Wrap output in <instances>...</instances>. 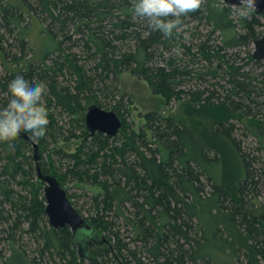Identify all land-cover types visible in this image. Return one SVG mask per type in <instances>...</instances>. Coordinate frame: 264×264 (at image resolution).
<instances>
[{
  "label": "trees",
  "instance_id": "1",
  "mask_svg": "<svg viewBox=\"0 0 264 264\" xmlns=\"http://www.w3.org/2000/svg\"><path fill=\"white\" fill-rule=\"evenodd\" d=\"M133 4H0V102L18 70L46 84L49 123L34 138L41 153L53 147L38 165L61 186L71 179L98 187L85 218L108 242L78 257L69 227L47 225L31 141L0 136V245L8 250L0 256L5 264H264V219L253 213L264 188V167L255 166L258 154L264 157V68L250 52L241 56L262 35L264 12L240 18L225 2L202 0L165 36L136 17ZM21 7L56 43L37 61L23 59L32 47ZM124 72L147 81L167 103L183 102L184 113L147 112L135 131L114 105L122 118L118 134L90 135L78 115L92 101L100 106ZM62 114L65 123L57 119ZM238 131L256 145L243 146ZM70 139L78 140L73 152L57 144ZM231 155L233 174L226 170Z\"/></svg>",
  "mask_w": 264,
  "mask_h": 264
},
{
  "label": "rangeland",
  "instance_id": "2",
  "mask_svg": "<svg viewBox=\"0 0 264 264\" xmlns=\"http://www.w3.org/2000/svg\"><path fill=\"white\" fill-rule=\"evenodd\" d=\"M21 0H0V4L2 6H7V4H13V5H20ZM224 2L223 0H220ZM232 6L234 9V16H238L235 12V9L238 7ZM18 13L21 15V25L27 29L26 32V40L29 42L30 46L32 47L31 50L25 51V56L23 59H30L35 60L39 59L45 52L51 50L56 43L53 41V39L49 38L48 36H45L44 33L41 32V22L38 20L36 15L32 12H28L25 10V8L21 7L18 9ZM261 22L264 23V14L260 17ZM195 23L193 22L192 25ZM207 28L205 26H201L200 31L202 34L207 32ZM261 31L260 33L264 35L263 28H259ZM189 33H184L183 36L186 38L188 37ZM217 36L219 34L216 33L214 36V41H217ZM216 38V39H215ZM190 39V37L188 38ZM175 49L173 48V51ZM253 51V43L250 44L248 47H245L242 49L241 56H246L248 52L250 54ZM15 52V51H14ZM252 65V64H251ZM255 68V67H254ZM2 69V65H0V70ZM257 70V69H256ZM119 83L112 84V92H108V96L106 98H101L102 104H100V107H102L105 110H113L116 114V110L114 109V105L119 106L120 112L123 114L124 119L121 120L126 123L127 127L133 128L135 131H139V128L145 124V114L147 112L151 111H157L163 115H170V114H183V105L184 103L181 101H170L166 102L165 99L159 95L154 94L151 91V88L148 85V82L142 79L137 78L135 75H133L130 72H124L121 73L119 76ZM191 82H194L193 80ZM189 84V83H188ZM98 105L94 101L90 102L86 109L91 105ZM99 106V105H98ZM82 111L81 114L78 115V118L81 119V121L84 124V117L85 112ZM57 113V112H56ZM264 113V109H263ZM59 123H65L67 122L68 117L66 114L59 115L57 117ZM263 122H264V114H263ZM239 126H243L242 124L247 123V119L243 118L242 121L239 123L236 122ZM85 126V125H84ZM76 132H79L76 130ZM238 137L242 140V145L245 147L251 148V145H256L254 142V139L250 136L248 137H241L239 134H241L240 131H238ZM36 139L33 137L32 141H35ZM78 143V140L70 139L68 141L66 140H58V145L62 146V148L67 152H73L76 145ZM53 144L50 143L49 147L46 148L45 152H42L40 156L43 157V160L46 158L48 154L52 153ZM29 154H32V150H29ZM262 153H259V159L258 162L255 163V166L257 168H261V166L264 167V157L262 156ZM227 163V171L230 174L235 173L237 169V161L231 155V158L228 160ZM34 165V162H33ZM261 170V169H260ZM264 170V169H263ZM35 180V177L34 179ZM63 187L66 189L67 194H70L71 197L69 198L72 205L79 211V213L82 216H87L89 214V208L91 203V196L98 193L99 189L98 187L88 184L86 182L78 183L74 180L68 179L65 184H63ZM41 192L43 194V190L41 188ZM256 202V206L253 208V213L261 216L264 219V188L261 189L260 193L256 196V199L254 200ZM47 225L48 218L46 217ZM207 222L209 223L211 221L210 218H207ZM122 230H124V225ZM100 234V232H98ZM101 235V234H100ZM99 235V236H100ZM25 242L28 244L29 240L25 238ZM33 246V244H32ZM0 250L2 254L6 255L8 254L7 247H5V244L0 245ZM220 258V256H219ZM0 264H5L3 261V258L0 256Z\"/></svg>",
  "mask_w": 264,
  "mask_h": 264
},
{
  "label": "clouds",
  "instance_id": "3",
  "mask_svg": "<svg viewBox=\"0 0 264 264\" xmlns=\"http://www.w3.org/2000/svg\"><path fill=\"white\" fill-rule=\"evenodd\" d=\"M202 0H134L133 13L146 21L148 28L170 36L181 24V18L196 11ZM259 0H239L235 9L240 18L256 11ZM5 102H0V135L19 136L30 132L43 137L49 123L48 109L42 102L46 84L18 70L12 76Z\"/></svg>",
  "mask_w": 264,
  "mask_h": 264
},
{
  "label": "water",
  "instance_id": "4",
  "mask_svg": "<svg viewBox=\"0 0 264 264\" xmlns=\"http://www.w3.org/2000/svg\"><path fill=\"white\" fill-rule=\"evenodd\" d=\"M230 6L239 5V0H223ZM264 12V0H259L256 11L252 14ZM251 56L254 59L261 60L264 68V35L257 37L253 41V51ZM84 125L90 135L95 133L104 134L107 137H114L118 134L122 122L119 116L113 110H105L94 104L86 109ZM2 136V135H1ZM21 136L28 138L27 133H21ZM34 159L38 160V144L33 143ZM37 179L43 184V196L45 199V213L48 218L49 226L61 229L68 226L72 238L78 243V249L81 257L88 254V246L94 230L88 220L83 217L72 205L66 189L61 186L58 179L51 174L43 172L40 165L36 166Z\"/></svg>",
  "mask_w": 264,
  "mask_h": 264
},
{
  "label": "flooded vegetation",
  "instance_id": "5",
  "mask_svg": "<svg viewBox=\"0 0 264 264\" xmlns=\"http://www.w3.org/2000/svg\"><path fill=\"white\" fill-rule=\"evenodd\" d=\"M27 134H28V136H29V133H27ZM0 136H1V135H0ZM2 136H3V135H2ZM18 138H23V139H25V140H30V141H31L32 149H33L32 156H33V160H34V169H35L34 172H35V178H37V174H36V166H37L38 162H37V160L34 159V146H33V143H36V141H32V140L30 139V137L25 138V137H23V136H21V135H19ZM38 154H39V155H38V157H39L40 154H41L39 148H38ZM46 174H47V173H46ZM42 188H43V184H42ZM44 211H45V209H44ZM45 215H46V213H45ZM46 217H47V215H46ZM65 227H66V226H65ZM67 227H68V226H67ZM59 229H60V228H59ZM61 229H64V228H61ZM70 232H71V231H70ZM89 238H91V241L89 242L88 250H89L90 247H92L93 244H99V245H105V244H108L107 239L105 238L104 235H101V238H100V239H97V238H96V234L93 232L92 235H89ZM71 239H72L74 245L76 246V251H77L78 257L85 259L86 257H81V256L79 255L80 252H79V249H78V243L75 242V240L72 238V234H71Z\"/></svg>",
  "mask_w": 264,
  "mask_h": 264
}]
</instances>
